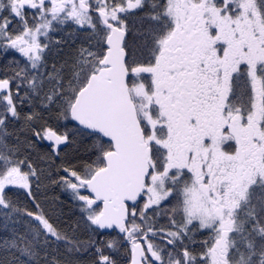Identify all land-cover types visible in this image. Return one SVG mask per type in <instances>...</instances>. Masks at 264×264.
<instances>
[{
  "label": "snow or ice",
  "instance_id": "1",
  "mask_svg": "<svg viewBox=\"0 0 264 264\" xmlns=\"http://www.w3.org/2000/svg\"><path fill=\"white\" fill-rule=\"evenodd\" d=\"M0 264H264V0H0Z\"/></svg>",
  "mask_w": 264,
  "mask_h": 264
}]
</instances>
